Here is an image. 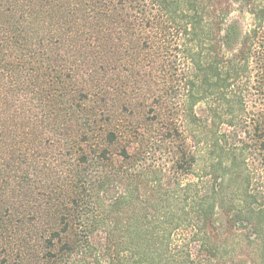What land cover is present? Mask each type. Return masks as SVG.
<instances>
[{
	"label": "trees",
	"instance_id": "1",
	"mask_svg": "<svg viewBox=\"0 0 264 264\" xmlns=\"http://www.w3.org/2000/svg\"><path fill=\"white\" fill-rule=\"evenodd\" d=\"M261 179L264 0H0V264H264Z\"/></svg>",
	"mask_w": 264,
	"mask_h": 264
},
{
	"label": "rangeland",
	"instance_id": "2",
	"mask_svg": "<svg viewBox=\"0 0 264 264\" xmlns=\"http://www.w3.org/2000/svg\"><path fill=\"white\" fill-rule=\"evenodd\" d=\"M251 113H252V111L251 110H249ZM253 144V143H252ZM250 155H252V157H253V153H249ZM251 162V160H249V163ZM250 167V166H249ZM254 182L256 183V182H259V181H257V180H254ZM261 185H264V179H261L260 180V182H259Z\"/></svg>",
	"mask_w": 264,
	"mask_h": 264
}]
</instances>
